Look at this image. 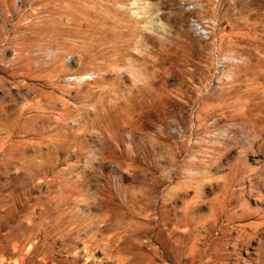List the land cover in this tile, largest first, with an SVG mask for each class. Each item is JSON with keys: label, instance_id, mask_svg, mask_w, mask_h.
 <instances>
[{"label": "rangeland", "instance_id": "rangeland-1", "mask_svg": "<svg viewBox=\"0 0 264 264\" xmlns=\"http://www.w3.org/2000/svg\"><path fill=\"white\" fill-rule=\"evenodd\" d=\"M0 264H264V0H0Z\"/></svg>", "mask_w": 264, "mask_h": 264}]
</instances>
